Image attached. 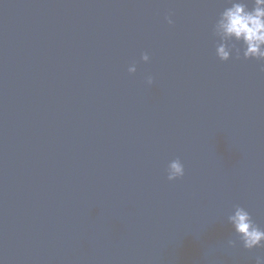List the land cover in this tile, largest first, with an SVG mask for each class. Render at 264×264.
<instances>
[{
  "label": "water",
  "instance_id": "95a60500",
  "mask_svg": "<svg viewBox=\"0 0 264 264\" xmlns=\"http://www.w3.org/2000/svg\"><path fill=\"white\" fill-rule=\"evenodd\" d=\"M227 6L0 0V264L264 255L227 222L241 206L264 229V62L217 57Z\"/></svg>",
  "mask_w": 264,
  "mask_h": 264
},
{
  "label": "clouds",
  "instance_id": "9594fccd",
  "mask_svg": "<svg viewBox=\"0 0 264 264\" xmlns=\"http://www.w3.org/2000/svg\"><path fill=\"white\" fill-rule=\"evenodd\" d=\"M227 3L230 6L220 12L212 26V35L218 41L217 57L221 61H228L233 56L239 59L242 53L244 59L264 62V0H253L251 9L246 0H227ZM167 20L169 24L173 23L170 17ZM141 59L147 63L150 57L144 53ZM261 67L264 70V64ZM136 70L135 64L128 68L129 73H135ZM153 82V77L148 76L146 83L152 85ZM166 172L169 181L182 178L185 175L184 165L177 158L168 164ZM227 222L243 248H264V229L253 221L244 207L235 206L234 212L228 215ZM227 244L234 248L237 240L230 239ZM255 264H264V255H257Z\"/></svg>",
  "mask_w": 264,
  "mask_h": 264
}]
</instances>
